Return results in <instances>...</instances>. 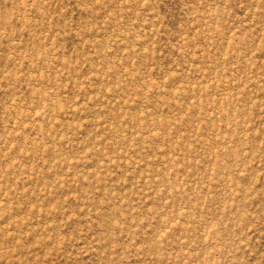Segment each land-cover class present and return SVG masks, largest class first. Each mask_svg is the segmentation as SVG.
Returning a JSON list of instances; mask_svg holds the SVG:
<instances>
[{
	"label": "rangeland",
	"instance_id": "rangeland-1",
	"mask_svg": "<svg viewBox=\"0 0 264 264\" xmlns=\"http://www.w3.org/2000/svg\"><path fill=\"white\" fill-rule=\"evenodd\" d=\"M0 264H264V0H0Z\"/></svg>",
	"mask_w": 264,
	"mask_h": 264
}]
</instances>
